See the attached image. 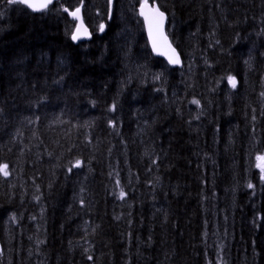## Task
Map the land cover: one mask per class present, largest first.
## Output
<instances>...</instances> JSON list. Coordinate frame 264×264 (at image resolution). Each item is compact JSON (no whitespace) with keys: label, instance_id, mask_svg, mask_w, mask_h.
<instances>
[{"label":"trees","instance_id":"obj_1","mask_svg":"<svg viewBox=\"0 0 264 264\" xmlns=\"http://www.w3.org/2000/svg\"><path fill=\"white\" fill-rule=\"evenodd\" d=\"M157 3L183 68L138 0H0V264H264V0Z\"/></svg>","mask_w":264,"mask_h":264},{"label":"snow or ice","instance_id":"obj_2","mask_svg":"<svg viewBox=\"0 0 264 264\" xmlns=\"http://www.w3.org/2000/svg\"><path fill=\"white\" fill-rule=\"evenodd\" d=\"M5 2L9 5H26L28 8L34 11H41L48 9L49 5L53 3V0H5ZM139 3V11L138 15L143 18L144 24L147 27L149 40L151 42L152 50L154 53L162 56H166L168 64L170 65H181V59L179 53H177L176 49L172 47L171 43L168 41L167 35H165V21L167 19L166 13L161 11L160 5L157 3V0H138ZM65 12L69 10L67 8L64 9ZM80 11L81 9L77 7L74 11L70 12V15L75 19L80 20ZM2 15V13H0ZM105 30V24L101 23L99 25V31L103 32ZM88 29L83 26V23L77 25L75 31L73 32L71 39L73 41H78L82 36H88ZM247 63V61H246ZM162 73L156 74L154 79L159 80L161 78ZM227 81L232 88L237 87V81L234 76L229 75L227 77ZM264 95V93H261ZM192 104L197 107L200 106V101L198 99H193L191 101ZM115 110V104L112 105V109ZM112 123V122H110ZM114 126V125H113ZM257 163L256 167L262 173L261 179L264 180V155H257L255 157ZM83 162L79 159H76L73 163L68 167V172H72L73 168L81 167ZM0 175L4 177H8L10 175L9 166L7 163L0 164ZM119 184V181H117ZM249 188H253L254 185L249 183ZM125 193L121 189L120 198H123ZM36 199H39L37 197ZM81 204H83V200H81ZM13 219L15 217L13 216ZM91 259V257H89Z\"/></svg>","mask_w":264,"mask_h":264},{"label":"water","instance_id":"obj_3","mask_svg":"<svg viewBox=\"0 0 264 264\" xmlns=\"http://www.w3.org/2000/svg\"><path fill=\"white\" fill-rule=\"evenodd\" d=\"M55 1H57V0H53V3H54ZM114 2H115V0H109V8H110V14H109V18H108L109 20H110L111 17H112V11H113ZM149 2H150V1H149ZM53 3H52V4H53ZM150 3H151V2H150ZM52 4H50L49 7H50ZM49 7H48V8H49ZM80 9H81V11H80V20H77V19H75L73 16L70 15V12H72V11H69V15H70L71 19L74 20V21L76 22V27H77V25L81 24V22H82V23H83V26H84L85 28L88 29V33H89L90 35H88V36H82L80 40H78V41H74L75 44H79V43H82V42H89V41L92 39V32H91V29L88 27V25H87L86 22H85L84 13H83V8L80 7ZM31 10H32V9H31ZM33 11H34V10H33ZM41 11H42V10H41ZM73 11H74V10H73ZM138 11H139V8H138ZM161 11H163V10L161 9ZM35 12H39V11H35ZM165 13H166V12H165ZM166 17H167V19H166V21H165V29H164V30H165V35H167L168 41L171 43L172 47L176 49L177 53H179V55H180V59H181V65H170V64H168V65H169L170 67H172V68H183V66H184V60H183V57H182L181 53L179 52V50L176 48V46L173 44V42H172L170 36L168 35V31H167V27H168V16H167V13H166ZM141 18H142V17H141ZM142 19H143V18H142ZM143 22H144V21H143ZM103 24H105V29H106V23L104 22ZM144 26H145V24H144ZM76 27H75V29H76ZM74 31H75V30H74ZM145 31H146V35H147V38H148V43H149V45H150V48H151V51H152L153 55L156 56V57H158V58H161V59L165 60V61L168 63L166 56L158 55V54H156V53L153 52V50H152V46H151V42H150V40H149L148 31H147V27H146V26H145ZM104 32H105V30H104L103 32H100V33L103 34ZM0 253H1V245H0Z\"/></svg>","mask_w":264,"mask_h":264}]
</instances>
